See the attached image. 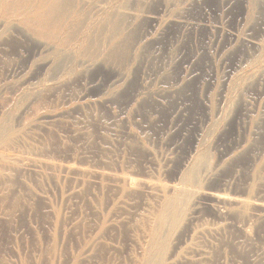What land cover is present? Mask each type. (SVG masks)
<instances>
[{
  "label": "rangeland",
  "instance_id": "374dc122",
  "mask_svg": "<svg viewBox=\"0 0 264 264\" xmlns=\"http://www.w3.org/2000/svg\"><path fill=\"white\" fill-rule=\"evenodd\" d=\"M14 1L0 264H264V0H70L136 7L119 52L102 12L64 21L67 40L5 13Z\"/></svg>",
  "mask_w": 264,
  "mask_h": 264
},
{
  "label": "bare ground",
  "instance_id": "6f19581e",
  "mask_svg": "<svg viewBox=\"0 0 264 264\" xmlns=\"http://www.w3.org/2000/svg\"><path fill=\"white\" fill-rule=\"evenodd\" d=\"M12 1V0H11ZM23 1H25V0H15L14 2H11V5H9L8 4V6H10V7H7L8 8V10L6 9V7H3V9L5 8V10L7 11V12H5V13H7V14H10L11 15V17H20V15H25L28 19H29V22L31 23V17H33V19L32 20H34V19H37L36 18V16H38V18L40 19H38V21H39V27L41 28V30L43 31V33L45 32V34L46 33H51V31H53L52 33H54V31L56 30L57 32H58V30L57 29H62L63 28V30H64V28H66V31H67V36H66V38H67V40H72V39H74V37L76 36V35H78V33H79V31H77V32H74L73 31V27H71V26H68V25H66V20H70L71 19V17H72V19H76V21H77V19L79 20V21H81L82 20V22H83V19L82 18H85L86 19V16L87 15H89V17H90V14H92V13H94L93 14V16L94 15H97V14H100V12H102V19L104 20V25L108 28L107 30L109 31V33H110V41L109 42H112L113 43V47H114V51L115 52H119V50H120V41H121V38H123V36H124V34H125V31H126V28H127V26L128 25H131V23L132 22H134L133 21V19H135L136 18V16H137V12L138 11H136L137 9H136V7H94V8H92V9H90V7H69V5H70V0H43L42 1V3L44 2V6L42 5V7L43 8H45L44 10H43V8H41V10L43 11H41V12H39V10H40V8H38V7H36L37 9H39V10H37L35 7H28L27 8V6L26 5H28V4H24L25 6L23 7V5H22V2ZM30 1V0H29ZM75 1V0H74ZM28 2V1H27ZM26 2V3H27ZM79 2V1H78ZM81 2V1H80ZM83 2V1H82ZM74 3V2H73ZM104 3V2H103ZM13 4V5H12ZM30 5V4H29ZM100 5V4H99ZM143 10V9H142ZM37 12H39V13H37ZM36 15V16H35ZM6 16V15H5ZM8 16V15H7ZM159 16V15H158ZM23 18V17H22ZM24 19V18H23ZM26 19V18H25ZM27 19V20H28ZM90 19V18H89ZM27 20H26V22H27ZM92 20H94V19H92ZM100 20V19H99ZM65 21V22H64ZM101 21V20H100ZM25 22V21H24ZM34 22V21H33ZM85 22H87V21H85ZM35 23H36V21H35ZM153 23V22H152ZM28 24V23H27ZM34 24V23H33ZM65 24V25H64ZM67 24H68V22H67ZM81 24V23H80ZM92 24V23H91ZM28 25H30V24H28ZM27 25V26H28ZM26 26V25H25ZM31 26H33V25H31ZM87 31L88 32H86L85 33V35L83 36L84 37V40L85 41H87V43L89 42V43H91L90 41H91V39H92V36H90V34H89V32L91 31L90 30V28H91V26H89L88 25V23H87ZM93 26V25H92ZM100 26H103V25H100ZM34 28V27H33ZM96 28V27H95ZM30 29V28H29ZM97 29H100V28H97ZM106 29V28H105ZM40 30V29H39ZM39 30L37 31V33L39 32ZM100 30H102V27H101V29ZM33 31V30H32ZM35 31V30H34ZM50 31V32H49ZM104 31V30H103ZM106 31V30H105ZM36 33V32H35ZM40 33V32H39ZM38 33V34H39ZM108 33V34H109ZM107 35V34H106ZM47 36H48V34H47ZM49 36H51V34H49ZM53 36V35H52ZM49 37L50 39L52 38V39H55V38H53V37H55V36H53V37ZM81 36V35H80ZM56 37H57V35H56ZM48 38V39H49ZM51 39V40H52ZM57 39V38H56ZM109 39V38H108ZM148 39V38H147ZM69 42V41H68ZM85 43V42H84ZM88 43V44H89ZM93 43V42H92ZM93 45V44H92ZM83 47H85V46H83ZM87 48H88V46H87ZM90 49H91V44H90ZM86 50H88V49H86ZM89 51V50H88ZM113 51V52H114ZM112 52V51H111ZM5 151H8V150H5ZM11 159V158H10ZM9 159V160H10ZM1 160H4L3 161V163L4 164H6V165H9V164H14V166L16 165V163L18 164V163H21V162H16V161H14V163L12 162V163H10L11 162V160L9 161V164H8V159L7 160H5L4 158H1ZM30 161H31V159H30ZM29 161V162H30ZM31 162H33V161H31ZM36 162V161H35ZM32 164V163H31ZM23 165V164H22ZM21 165V166H22ZM18 166V165H17ZM24 166V165H23ZM200 166V165H199ZM198 166V167H199ZM202 166V165H201ZM204 166V165H203ZM4 167H5V165H4ZM196 168V167H195ZM68 169V168H67ZM183 169V168H182ZM198 168H196V170H197ZM204 169H206V167L204 168ZM71 170V169H70ZM200 170V169H199ZM6 171V170H5ZM4 170H2V169H0V175H2L3 174V172H5ZM34 171V170H33ZM195 171V170H194ZM194 171H193V173H194ZM82 172V171H81ZM189 172V171H188ZM207 173V172H206ZM4 174H6V172L4 173ZM191 174H192V172H191ZM195 174V173H194ZM182 175V174H181ZM199 175H200V172H199ZM192 176V175H191ZM200 177H201V175L200 176H198V175H193V177H192V181H193V183L194 184H198L199 182H200ZM206 178V177H205ZM129 179H131V178H129ZM129 179H126V180H129ZM125 180V179H124ZM124 180H123V182H124ZM135 180V179H134ZM118 182V181H117ZM126 183H127V181H125ZM132 182H135V181H133L132 180ZM139 183V182H138ZM166 184V183H165ZM113 185V184H112ZM133 185V184H132ZM178 185V184H177ZM135 186V185H134ZM134 186H132V187H134ZM170 188V187H169ZM168 188V189H169ZM176 188V187H175ZM199 188V187H198ZM177 189V188H176ZM175 189V190H176ZM160 190V189H159ZM172 191H173V189H172ZM177 191V190H176ZM187 194H188V192H187ZM197 194V193H196ZM198 194H200L199 196H202L201 195V192H199ZM204 194V193H203ZM206 194V193H205ZM210 194V193H209ZM209 194H207L208 196H210V198H212L213 199V201H217V202H219V203H221V204H226L227 202H231L232 203V201L231 200H228L227 201V198L225 199V200H223L221 197H219L218 195H215V194H213V193H211L210 195ZM207 195H204V196H207ZM187 196V195H186ZM189 196V195H188ZM187 196V197H188ZM194 196V195H193ZM184 197V196H183ZM190 197V196H189ZM195 197V196H194ZM197 197V196H196ZM231 199V198H230ZM200 200V199H199ZM235 200V199H234ZM182 201V200H181ZM184 201V200H183ZM195 201V200H194ZM212 201V200H211ZM199 202V201H198ZM216 202V203H217ZM234 202V201H233ZM236 202V201H235ZM239 202V201H238ZM228 204H230V203H228ZM218 206H219V204H217ZM256 205V204H255ZM259 205H261V204H258V206ZM264 206V205H263ZM263 206H261V208L263 207ZM264 210V209H263ZM175 212V211H174ZM160 213V212H159ZM157 218V217H156ZM159 218H160V216H159ZM161 222V221H160ZM165 225H166V223H165ZM157 235V234H156ZM165 235V234H164ZM158 241V240H157ZM159 252V251H158ZM155 254H157V253H155ZM164 254V253H163ZM163 257V256H162ZM156 259V258H155ZM159 259V258H158ZM162 259V258H161ZM150 262V261H149ZM157 263V262H156ZM162 263V262H161Z\"/></svg>",
  "mask_w": 264,
  "mask_h": 264
}]
</instances>
